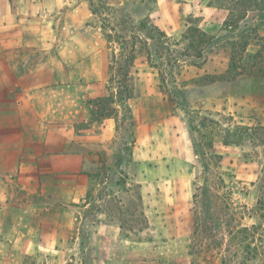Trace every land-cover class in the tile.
<instances>
[{
    "label": "rangeland",
    "instance_id": "374dc122",
    "mask_svg": "<svg viewBox=\"0 0 264 264\" xmlns=\"http://www.w3.org/2000/svg\"><path fill=\"white\" fill-rule=\"evenodd\" d=\"M89 1L74 0V3L84 2L88 7ZM92 1L98 3L101 0ZM145 1L149 3L147 6L149 10L154 7L151 14L154 16H150V20L141 16L143 9L138 10L137 6L132 5V0H107L105 9L111 7L108 11L111 14L110 19L112 24L118 25L117 27H120L119 18H122L124 12L130 16L124 28L126 31L136 32L139 36L136 48L138 61L132 69L130 81L136 89V103L133 108L140 125L149 118L155 121L174 118V126L175 128L179 126L186 160L192 173L193 203L188 206V218L184 223L181 222L183 215L181 209L169 213L168 216L166 213L161 216L162 209L152 201L147 202L149 217L145 216L146 206L144 207L143 202L140 201V191L136 184V181L141 180L143 170L137 163L131 161L134 127L127 121L114 136L115 148L123 156L117 170L110 169L104 164L107 160L104 154L107 147L95 145L83 149V152L94 155L92 163L103 164V171L97 170L100 179L94 186L99 190L97 193H92L91 197L101 198V181H104L101 173L108 174V182L111 185L102 184V187L109 189L111 193L110 197H107L109 202L104 210L109 215L108 221L112 220L120 224L124 234L132 232L138 237L146 227H152L158 232L166 224L177 227L172 231L190 233V235L193 233L190 250L195 246L196 249L193 251L195 254L184 264H205L203 260L207 255L212 258L210 264L222 262L242 264L245 261L247 264H262L264 262V69L260 73L244 71L249 64L256 63L251 57L260 50V47L252 45L248 48L242 61L246 66L244 70L239 67L237 74L231 73L233 79L226 77V73L232 58L230 43L241 32L263 21L264 13L251 11L240 23L241 28L230 32L223 30L228 12L208 6L210 0ZM123 7L125 10L122 9ZM148 20L165 30L169 38V46L174 47V51L171 49L159 51L158 43L166 41L163 39L159 41L157 33L154 34L156 39L153 41L148 38L147 30L140 31L142 28L137 22L144 21L148 24ZM87 23L91 26L87 34L88 39L101 40L102 55L104 53L106 64L109 63L110 69L109 72L107 71L103 91L108 94L107 87L115 85L113 80L109 79L111 75L115 78L114 81L119 79L115 61L121 51V44L106 43L102 30L96 27L101 25V14L90 15ZM61 24L62 21L59 22L58 27H61ZM189 27H198L209 35L217 37L200 59L185 54L183 49L187 42L170 45L178 43ZM262 29L263 27L260 34L264 35ZM178 53H182L178 57L180 62L171 72L165 65V59L169 60ZM260 56L259 66L264 68V51ZM151 63L158 65L157 68H152ZM111 66H113L112 72ZM144 71L155 74L150 75L154 79L141 80L143 75L141 73ZM148 87L156 89L159 100L154 101L150 96H141L140 93H148ZM1 102L0 99V104ZM183 105L186 106L188 113ZM188 115L194 127L192 131L188 127ZM140 129L143 133L146 127L142 125ZM139 134L136 136L137 139L143 136ZM238 136L242 139L240 144H222L224 140L232 142L238 139ZM164 138L175 137L166 135ZM192 141L199 145L197 150L199 153L195 152L197 156L192 153ZM210 142L214 144L212 149L208 147ZM25 146L28 144L26 143ZM20 147L22 146H19L18 139H0V196L13 192L15 199L23 198L16 184L13 183L16 172L10 170L16 165ZM94 169L96 170L97 167L92 166V171H95ZM129 177L132 180L130 186ZM116 182L120 183L122 188L115 189ZM125 182L127 185L124 187ZM151 194L150 192V196ZM76 215L79 220L77 219L71 228L65 230L63 238L57 241L59 245L57 252H44L35 242L31 254L16 255L11 253L12 243L5 240L0 244V264H167L157 261L158 257L154 249L147 258L140 255L129 256L130 244L124 240L118 242L116 246L106 244L105 247L108 246L110 252L102 256L101 204L95 202L84 212L83 219H80L78 213ZM47 243L52 246L55 244L51 240ZM254 247L258 250H254ZM3 248L6 250L4 254L1 252ZM247 250L249 254L246 253Z\"/></svg>",
    "mask_w": 264,
    "mask_h": 264
},
{
    "label": "crops",
    "instance_id": "0c3cea01",
    "mask_svg": "<svg viewBox=\"0 0 264 264\" xmlns=\"http://www.w3.org/2000/svg\"><path fill=\"white\" fill-rule=\"evenodd\" d=\"M90 15L89 5L74 0H0V139H18L22 146L10 170L16 172L13 183L23 196L15 199L13 192L0 196V244L12 243L11 253L16 255L31 254L35 242L44 252H57V241L79 220L76 214L83 219L84 212L97 202L101 204L102 256L110 252L106 244L116 246L124 240L130 244L129 256L147 258L154 249L159 263L184 264L193 257V233L172 231L177 227L166 224L158 232L146 227L138 237L124 234L120 224L108 221L104 210L111 193L102 187L111 185L108 174L101 173V198L91 197L99 190L94 186L103 164L92 163L94 155L83 149L107 147L104 164L115 170L123 156L115 148L116 119L98 122L92 117L93 101L107 94L103 91L110 67L102 55L101 40L87 37ZM141 75V80H153L150 75L155 74L144 71ZM135 92L133 87V98L128 101L136 121L131 161L143 170L142 181L136 184L145 216L149 217L147 202L152 201L162 209L161 216L181 209L184 223L193 203V188L179 126L175 128L171 117L149 118L142 122L145 132H140ZM147 92L140 94L159 100L155 88L148 87ZM166 135L175 138L165 139ZM192 153L196 154L193 147ZM92 166L97 169L92 171ZM128 181L130 186V177ZM114 186L122 188L118 182ZM211 260L207 255L203 263Z\"/></svg>",
    "mask_w": 264,
    "mask_h": 264
},
{
    "label": "trees",
    "instance_id": "16d2710c",
    "mask_svg": "<svg viewBox=\"0 0 264 264\" xmlns=\"http://www.w3.org/2000/svg\"><path fill=\"white\" fill-rule=\"evenodd\" d=\"M132 1V5H134L135 7L137 6L138 10H141V8L143 9V11H141V16L149 19L151 13L154 10V7L149 10V8H147V6H149V3H147L145 0H140L139 2H137V0ZM150 1L151 0H149V2ZM106 3L107 0H101L98 3L90 0L89 6L93 15L96 16L101 14V25L99 26L102 29L104 38L106 39L107 43L111 44L116 42L118 44H121V51L118 54V58L116 57L117 61H115L118 66L117 74L119 75V79H116V81H114L115 78H113V76L111 75L110 80H113L115 85L107 87L108 94L106 96H103L93 101L95 108L92 111V117L98 122L103 121L106 118H115L118 123L117 129L120 128L126 121L128 122V124L135 127L136 121L128 105V101L132 99L134 95L133 87L130 84V74L132 73V69L134 68L135 61L138 57L136 48L139 36L136 32L132 30L126 31V29L124 28L126 22L130 20V16H128L125 12L121 15L122 18H119L120 27H117L118 25L116 26L115 24H112V21L110 19L111 14L108 12L109 10H111V7H107L105 9ZM208 6L224 9L228 12V16L223 24V30L230 32H235L236 30L240 29V23L247 18L248 14L251 11L257 10L264 13V0H210ZM122 9H124V7ZM137 23H140V27L142 28L140 29V31L147 30L148 38H151L153 41H155L156 37L154 34L157 33V35L160 37V39L159 37H157L159 41H161V39L166 41H161L160 43H158L159 51H169L170 49L174 51V47L169 46L168 36L164 32H162L157 26L151 24L150 21L148 24H146L144 21ZM261 27H263L262 31L264 32V20L261 21L257 26L249 28L243 33L241 32L239 35H237V38L230 43V49L232 50V58L231 64L226 73V77H228L229 79H233V76H230V74H237V69L239 67L243 68L244 70L246 65L242 63V61L244 59L246 51L252 45L260 47V50L257 51V53L251 57L256 60V63L251 65L249 64L247 69H245L244 71L248 73H250V71L260 73L264 69L263 67L259 66L261 64L260 55L262 51H264V35L260 34ZM216 38L217 37H215L214 35H209L207 32L198 27H189L187 31L182 35V39L178 41V43H172L170 45H180V42H187L185 48L183 49L185 54L188 57L190 56L191 58L193 57L196 59H200L205 54L211 42L216 40ZM181 55L182 53H178L173 56L174 58L171 57V59L169 60L165 59V65L169 67V70L171 72L175 68V65L180 62V59L178 57ZM151 65L154 68H157L158 66L155 63H151ZM112 70L113 66H111V72ZM115 77H117V75H115ZM183 108L185 111L187 110L186 106L184 105ZM120 110H122L123 112L121 117V123L119 120ZM186 112L188 113V111ZM188 125L189 130L192 131L194 127L189 115ZM133 141L131 143H133ZM241 141V137L238 136V139H234V141L232 142L224 140L222 144L237 145L240 144ZM198 146L199 145L195 141H192V147L195 152H197ZM208 147L212 149L214 148V144L210 142ZM121 228L123 229L122 226ZM194 249H196L195 246L190 250L191 255L195 254V252H193ZM254 250L258 249L255 248ZM246 253L249 254L248 250ZM246 262L247 261L243 262L242 264H247ZM262 264H264V262Z\"/></svg>",
    "mask_w": 264,
    "mask_h": 264
}]
</instances>
